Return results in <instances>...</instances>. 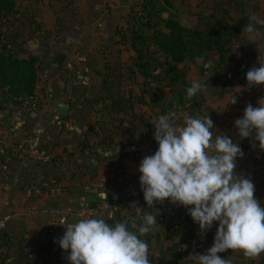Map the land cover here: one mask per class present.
Here are the masks:
<instances>
[{
  "label": "rangeland",
  "instance_id": "1",
  "mask_svg": "<svg viewBox=\"0 0 264 264\" xmlns=\"http://www.w3.org/2000/svg\"><path fill=\"white\" fill-rule=\"evenodd\" d=\"M26 1L20 2L23 14L26 13ZM149 1L156 2L158 7H164L166 1H170L173 6L170 12L184 21L186 26H191L192 23L185 16L196 15L200 21L203 18L210 19L203 27L205 32L218 21L236 25L241 22L248 23L252 16L264 18V0H145L144 4ZM141 7L142 4H138L135 9ZM9 27L8 21L3 22L0 17V34L7 33L9 30L6 28ZM131 29L132 23L125 30L130 39ZM261 51L264 52V26H259L258 34L252 37L245 33L231 41L227 54L228 68L222 67L223 70L218 72V86H214L209 80V74L217 71L218 57L212 55L206 62L192 64L187 61L180 65V70L186 74L188 85L176 86L171 92L169 80H164L161 85L152 83L149 79L144 80L133 67L135 53L131 49L133 57L131 56L130 66L124 71V93L129 95L128 112L118 119L111 116V104L103 97H108L106 92L109 88L105 85L106 81L109 84L114 79L108 68L99 71L103 82L92 85L86 91L88 97L85 102L76 103L71 99L72 114L69 112L66 120L59 119L58 112L52 105L53 97H50L53 94L51 85L46 80L47 74L51 72L48 70L49 62L41 60L43 57L38 56L39 95L46 101L42 110L48 113L50 126L55 133L51 144L45 147L51 157L49 164H56L55 161L59 162L58 158L64 157L67 167V174L61 176L59 182L52 179L48 186L50 191L55 192L46 199L57 216L50 219V227L56 225L60 217H66L69 221L78 219L75 216L77 209L87 207L90 196L97 197L95 213L91 217H105L112 212L121 220L137 221L139 219L136 218L134 205L149 212H162L165 221H175L179 212L188 213L187 209L170 201L156 203L149 208L144 201L139 182L138 169L142 159L153 155L158 149L154 140L153 124L160 115L171 112H175L180 118L177 122H182L185 114L210 116L214 123V134H227L234 143L239 144L244 155L237 161L236 171L253 181L255 196L264 206V150L258 145L253 147L251 139H241L235 127V121L243 117L249 103L257 106L258 101L264 99V85L250 86L246 80V73L254 67H259L258 57L264 54ZM207 63L211 66L206 69L204 65ZM193 81L202 83L203 89L195 97L189 98L186 89ZM176 91L182 98L175 94ZM152 94L156 98L161 97L160 102L151 100ZM235 95L236 103L232 104ZM19 106L11 109L25 111L23 106L18 108ZM56 117L57 123L54 120ZM58 141L61 148L57 155L51 148ZM73 173H76L75 178H72ZM55 177H58L57 171ZM216 227L214 225L210 231L202 234L199 226L194 225L187 233L182 234L179 249L171 250L170 241L161 244L154 242L149 253L156 256V260H151V264H171L177 253L182 256V260L174 264H193V258L190 256L203 254L212 246ZM48 243L45 248L55 251L54 258L58 250L60 256L58 261L51 258L45 264H69V253L64 252L59 245L51 247ZM159 254L164 259H158ZM219 255L228 258L231 264H252L249 262L251 260L253 264H264V254L248 258L240 251L228 250Z\"/></svg>",
  "mask_w": 264,
  "mask_h": 264
},
{
  "label": "crops",
  "instance_id": "2",
  "mask_svg": "<svg viewBox=\"0 0 264 264\" xmlns=\"http://www.w3.org/2000/svg\"><path fill=\"white\" fill-rule=\"evenodd\" d=\"M20 2L18 13L8 21L10 27L4 38L13 42V49L19 50L22 58L41 56V60L49 62L51 72L46 80L53 92V107L55 101L69 104L72 114L71 99L85 102L86 91L103 82L99 71L108 68L114 79L109 84L106 81L110 94L103 97L111 104V116L123 118L129 102V95L124 93V71L133 57L125 30L138 4L134 6L129 0H27L23 14ZM185 17L192 25L186 26L180 20L181 24L189 28L203 30L210 22L204 18L200 21L196 15ZM59 54L66 57L63 64L56 61ZM1 96L0 91V103ZM36 99L40 104L37 110L33 109L36 101H26L18 107L23 106L25 111L11 109L15 107L11 103H3L6 108L0 109V220L11 216L0 233V264H45L55 256V251L45 245H59L65 231L61 225L50 227V219L57 216L46 199L55 192L48 189L51 180L59 182L67 174L64 157L58 158L56 164H42L17 153L23 140L44 148L53 140L55 133L48 113L42 110L46 101L39 95V83ZM58 118L54 119L56 123ZM60 148L58 141L51 149L58 155ZM59 251L54 261L59 260Z\"/></svg>",
  "mask_w": 264,
  "mask_h": 264
},
{
  "label": "clouds",
  "instance_id": "3",
  "mask_svg": "<svg viewBox=\"0 0 264 264\" xmlns=\"http://www.w3.org/2000/svg\"><path fill=\"white\" fill-rule=\"evenodd\" d=\"M259 26H264V18L252 16L243 31L252 37ZM262 57L264 54L258 57L259 67L246 73L250 86L264 85ZM210 66L204 65L206 69ZM202 89V83L193 81L186 95L195 97ZM179 119L171 112L160 115L153 124L158 149L144 157L138 169L144 201L149 208L165 201L184 207L202 234L217 226L212 246L203 254L190 256L193 264H231L219 255L228 250L248 258L261 256L264 206L255 196L253 181L236 171L237 161L244 155L241 147L227 134H214L210 116L185 114L182 122ZM235 127L241 139H251L253 147L264 150V99L257 106L249 103ZM134 208L141 220L138 226L135 219L121 220L112 212L105 217L82 212L72 222L60 217L56 225L65 231L58 243L69 253V264H151L149 245L141 237L155 229L159 211Z\"/></svg>",
  "mask_w": 264,
  "mask_h": 264
},
{
  "label": "trees",
  "instance_id": "4",
  "mask_svg": "<svg viewBox=\"0 0 264 264\" xmlns=\"http://www.w3.org/2000/svg\"><path fill=\"white\" fill-rule=\"evenodd\" d=\"M20 1L0 0L1 19L7 22L11 16L16 15ZM165 6L158 7L156 2L149 1L140 9L131 12L132 38L130 41L131 48L135 53L133 67L137 69L144 80L149 79L152 83L161 85L164 80H169L172 92L176 86L186 87L188 85L186 74L180 70V65L187 61L192 64L206 62L212 55H215L218 57L217 71L209 74V80L214 86H218V72L228 68L229 45L233 39L245 34L243 29L247 22L233 25L226 21H218L208 32H205L199 28L182 25L181 21L170 12V9L173 8L170 1H166ZM12 43L6 36L4 38V35L0 34L1 110L6 108L3 103L18 106L26 101H36L38 95V58L33 55L22 58L20 51L13 49ZM107 94L110 93L107 92ZM175 94L182 98L177 91ZM150 99L160 102L161 97L156 98L152 94ZM33 109H40L39 101L34 103ZM60 119L66 120V118ZM87 207L95 208L96 203H88ZM162 214L159 212L155 229L141 238L148 243L149 249L154 242L161 244L165 241L172 242L171 250L179 249L182 234L187 233L196 223L186 212H179L175 221H165ZM140 223V219L136 221L137 226ZM160 254L158 259L162 258ZM149 257L150 260H156V256L150 255V253ZM181 260L182 256L177 253L171 264ZM249 262L253 264V260Z\"/></svg>",
  "mask_w": 264,
  "mask_h": 264
},
{
  "label": "built area",
  "instance_id": "5",
  "mask_svg": "<svg viewBox=\"0 0 264 264\" xmlns=\"http://www.w3.org/2000/svg\"><path fill=\"white\" fill-rule=\"evenodd\" d=\"M134 6L137 4H143L145 0H129ZM17 153L21 158H27L31 160H35L42 164H47L50 162V154L46 150V148L42 146H37L33 142L23 141L19 144L17 149ZM86 213L88 216H92L95 213L94 208H79L77 209L75 216L76 218H80V213ZM72 215V214H71ZM11 220V216H6L2 220H0V233L6 229L7 223Z\"/></svg>",
  "mask_w": 264,
  "mask_h": 264
},
{
  "label": "water",
  "instance_id": "6",
  "mask_svg": "<svg viewBox=\"0 0 264 264\" xmlns=\"http://www.w3.org/2000/svg\"><path fill=\"white\" fill-rule=\"evenodd\" d=\"M165 17H167V16H165ZM65 59H66V57H65L64 54H59L56 57V61L58 63H60V64H63ZM54 107L57 109L59 117L66 118L68 116L69 110H70V105L69 104H66V103H63V102H60V101H55L54 102ZM87 201H88L89 204L97 203V197L90 196Z\"/></svg>",
  "mask_w": 264,
  "mask_h": 264
}]
</instances>
